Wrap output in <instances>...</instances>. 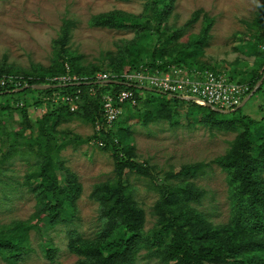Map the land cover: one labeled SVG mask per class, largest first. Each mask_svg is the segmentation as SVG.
Here are the masks:
<instances>
[{
    "label": "rangeland",
    "instance_id": "1",
    "mask_svg": "<svg viewBox=\"0 0 264 264\" xmlns=\"http://www.w3.org/2000/svg\"><path fill=\"white\" fill-rule=\"evenodd\" d=\"M150 1L0 0V70L17 71L6 75L24 80L22 74L30 77L53 74L60 72L64 64L70 70L78 69L77 76L126 69L130 59L137 55L149 56L158 44L156 37L131 26L98 25L96 19L122 16L127 24L136 22L150 16L147 7ZM262 6V0H171L162 26L168 33H180L167 46L169 52L165 58H173L175 46L191 49L208 24L205 45L189 61L245 80L242 75L258 72L253 71L258 66H241L233 42L239 33L258 35ZM260 51L255 59L258 65L264 62V49ZM150 93L152 101L147 104L155 103L156 109L150 111L155 107L147 109L141 102L135 109L124 110L120 120L124 136L121 145L129 147L131 159L147 166L152 175H140L132 168L123 170L129 197L144 211L143 230L155 223L153 205L160 196L161 183L175 184L181 180L202 192L190 205L213 224L228 222L234 201L233 185L217 160L242 130L231 118L264 117V84L258 92L251 91V96L237 110L224 109L226 112L214 113L211 118L207 108L183 99H171L160 92ZM5 99L0 98V109L6 102L12 106L11 100ZM45 110L43 106L30 107L32 123ZM3 114L0 110V226L23 222L28 229L30 247L12 263L80 264V256L68 248L69 237L75 233L84 240H92L99 235L104 218L100 202L91 197V192L96 184L112 183L117 178L111 148L97 144L91 123L71 117L55 124L50 154L74 175L80 189L74 212L67 211L64 220L50 225L46 214L35 216L42 208L35 190L39 181L35 166L41 156L30 151L26 137L15 139L8 131L11 128L3 129L5 123L12 126L19 123L18 113L10 111L5 123L6 113ZM30 133L36 136V128ZM195 164L201 167L193 176H168L184 165ZM55 174L58 183L64 185V170L56 169ZM261 178L264 183V169ZM48 245L55 248L52 261L46 256ZM12 263L0 255V264ZM135 264H159V260L142 249Z\"/></svg>",
    "mask_w": 264,
    "mask_h": 264
},
{
    "label": "trees",
    "instance_id": "2",
    "mask_svg": "<svg viewBox=\"0 0 264 264\" xmlns=\"http://www.w3.org/2000/svg\"><path fill=\"white\" fill-rule=\"evenodd\" d=\"M170 3L171 0H151L147 5L150 16L128 24L124 22L122 16L116 18L101 16L96 19L98 25H125L138 28L140 32H149L158 42L147 58L137 55L134 59H130L126 69H114L113 72L130 71L141 64H148L151 68H166L171 64L206 67L189 60L195 58L205 45L208 24L192 43L191 49L184 45L175 46L173 58H165V54L169 52L166 49L167 46L180 33V31L168 33L162 26ZM262 5L263 9L258 15L260 30L257 36L260 38V43L264 45L262 29L264 0ZM59 70L60 72L57 73L32 77L22 74L24 83L20 88L28 87L22 91H17L19 88L0 90V98H6L5 100L9 98L13 103L12 106L8 102L1 106L2 115L6 113L4 123L10 111L17 112L20 117L18 124L12 126L5 123L2 126L3 129L11 128L12 131L11 129L8 131L15 139L26 137V144L30 151H35L37 156H41V161L35 166V175L39 179L35 190L37 202L42 204V208L36 212L35 216L40 217L46 214L50 225L64 220L67 211L69 214L74 212L75 199L80 189L74 175L60 161H54L50 154V141L54 136L55 124L60 119L71 117L91 123L94 127L97 123H102L101 95L107 90L130 88L135 93L143 94L142 97H138V104L142 102L147 109L155 107V103L147 104L152 101L148 90L124 86L119 82L99 86L93 81L92 74L77 76L78 69L72 67L70 70L65 64ZM16 72L12 69L0 70V74ZM65 73L71 76L76 75V80H70L67 83L53 80L55 76ZM263 73L264 68L252 74L250 80L246 82L249 85L248 94L253 91ZM263 84L264 79L254 92H258ZM32 85H49V87L33 88ZM91 89L95 90L94 94L90 93ZM53 93L77 94L79 97L76 100L77 108L70 111L67 105L52 104L42 99L45 96H52ZM170 98L179 100L176 97ZM188 102L196 105L192 100ZM43 105L46 106L45 112L32 123L29 118V108H38ZM201 107L209 110L210 118L214 113L219 112L207 106ZM124 108L130 109L127 105ZM153 109L156 107L150 111ZM123 114L113 122L109 131H101L99 134L96 132L93 135L94 138H100L103 141V147L111 148L117 178L112 183L96 184L91 192V197L100 202V212L104 218L97 238L84 240L75 233L70 234L68 248L80 256L78 262L80 264H135L138 253L144 249L147 255L155 256L159 264H264V183L261 178V171L264 169V117L258 120L247 119L244 116L230 119L242 126V130L230 142L228 151L217 160L222 169L228 173L233 185L234 201L228 222L213 224L199 210L190 205V201L198 200L202 192L192 184L183 183L181 180L175 184L161 183L160 196L153 205L156 220L153 226L145 231L143 230L144 211L129 197L123 170L132 168L140 175H152L147 166L131 159L129 147L121 145L124 136L120 120ZM209 115L206 117L209 118ZM34 127L37 135L31 136L30 132ZM26 132H28L27 136ZM200 167V164L184 165L176 174L169 173L168 176H193ZM56 169L64 170L66 173L64 185L58 183ZM29 249L28 229L23 222L15 221L0 226V255L3 258L14 263ZM45 251L46 256L52 261L55 248L48 245L45 246Z\"/></svg>",
    "mask_w": 264,
    "mask_h": 264
},
{
    "label": "built area",
    "instance_id": "3",
    "mask_svg": "<svg viewBox=\"0 0 264 264\" xmlns=\"http://www.w3.org/2000/svg\"><path fill=\"white\" fill-rule=\"evenodd\" d=\"M262 29L264 31V20ZM92 79L99 86H103L109 81H115L124 86L141 89L147 87L170 97L183 100L188 98L199 106L212 105L222 110L231 111L240 105L249 91V85L246 82L236 81L223 71L176 64H171L166 68H151L148 64H141L136 69L120 73L100 71L92 76ZM53 80L67 83L70 80H76V76L65 73L55 76ZM23 83L24 80L16 75H0V90L18 89ZM90 93L94 94L95 90L91 89ZM142 96V93H135L130 88L104 92L101 95L103 122L97 123L94 130L98 134L101 131H109L113 122L124 113V107L126 105L131 108L137 106L138 97ZM42 99L48 100L52 104L62 103L67 105L70 111H73L77 108L76 100L79 97L77 94L53 93L52 96H45ZM43 107L46 108L45 105ZM96 142L99 146L104 145L100 138H96Z\"/></svg>",
    "mask_w": 264,
    "mask_h": 264
},
{
    "label": "crops",
    "instance_id": "4",
    "mask_svg": "<svg viewBox=\"0 0 264 264\" xmlns=\"http://www.w3.org/2000/svg\"><path fill=\"white\" fill-rule=\"evenodd\" d=\"M259 40H260V38H258L257 35L250 32V33L244 34V35H241L240 33L237 34V39H234V42H233V47L237 50V51H235V55L241 58L240 59L241 60V66H246V68H248V66H252V64H255L258 67H255L253 69V71L258 70V72H260L264 68V62L263 61H261L259 63V65L257 64V61H256L258 59V58L256 59V53L260 54L261 48L264 49V45L262 43H260ZM255 61H256V63H255ZM223 72L228 74L234 80L240 81V82H248L252 76V75H246V76L242 75L245 78V80H241V77L237 78V77H235V75H233V73H229L226 71H223ZM250 96H251V93L247 94L243 98V100L241 101L240 105L237 108H240L248 100V98Z\"/></svg>",
    "mask_w": 264,
    "mask_h": 264
},
{
    "label": "water",
    "instance_id": "5",
    "mask_svg": "<svg viewBox=\"0 0 264 264\" xmlns=\"http://www.w3.org/2000/svg\"><path fill=\"white\" fill-rule=\"evenodd\" d=\"M263 79H264V73H263L262 77L259 79V81L257 82L255 88L253 89V92L258 88V86L260 85V83L262 82ZM109 83H116V82L115 81H109ZM26 87H28V86H25L23 88H19L17 91H22ZM31 87H33V88H44V87H49V85H32ZM142 89L148 90V91H154L153 89L147 88V87H142ZM185 100L189 101L190 99L186 98ZM207 107H209V108H211V109H213L215 111L226 112L225 110L216 108V107H214L212 105H207Z\"/></svg>",
    "mask_w": 264,
    "mask_h": 264
}]
</instances>
